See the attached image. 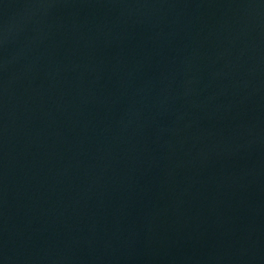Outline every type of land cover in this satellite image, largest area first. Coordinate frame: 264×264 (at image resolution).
Instances as JSON below:
<instances>
[{"label": "water", "instance_id": "1", "mask_svg": "<svg viewBox=\"0 0 264 264\" xmlns=\"http://www.w3.org/2000/svg\"><path fill=\"white\" fill-rule=\"evenodd\" d=\"M0 264H264V0H0Z\"/></svg>", "mask_w": 264, "mask_h": 264}]
</instances>
